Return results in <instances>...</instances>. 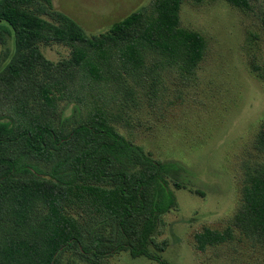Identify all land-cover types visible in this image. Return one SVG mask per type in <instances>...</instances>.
I'll return each instance as SVG.
<instances>
[{
	"label": "trees",
	"instance_id": "trees-1",
	"mask_svg": "<svg viewBox=\"0 0 264 264\" xmlns=\"http://www.w3.org/2000/svg\"><path fill=\"white\" fill-rule=\"evenodd\" d=\"M185 1L202 0H155L107 34L89 37L54 10L53 0H0V38L13 44L0 66V264H105L125 251L159 260L155 250L167 243L154 236L176 205L167 180L176 165L119 135L104 109L70 130L58 109L105 82L114 63L137 72L150 54L157 70L178 66L194 74L207 44L180 27ZM228 1L251 8L250 0ZM260 20L264 29V12ZM41 44H63L71 58L55 65ZM256 145L261 160L247 169L231 226L196 234L199 251L228 242L234 229L264 244V123ZM67 254L72 259L65 261Z\"/></svg>",
	"mask_w": 264,
	"mask_h": 264
},
{
	"label": "rangeland",
	"instance_id": "rangeland-1",
	"mask_svg": "<svg viewBox=\"0 0 264 264\" xmlns=\"http://www.w3.org/2000/svg\"><path fill=\"white\" fill-rule=\"evenodd\" d=\"M154 1L53 0V6L89 37H100ZM250 6L237 8L228 0L182 4L180 27L199 33L207 44L194 74L178 66L157 70L149 54L140 71L127 73L114 63L105 82L79 94L81 101L60 102L64 129L104 109L119 135L153 159L176 165L174 176L167 178L176 205L162 216L154 236L159 244L167 243L163 252L155 250L159 260L133 258L125 251L105 264H264V244L239 230L205 252L195 241L206 228L231 226L247 169L261 160L256 142L264 123V0H250ZM40 50L55 65L71 58V48L63 44H41ZM12 51V41L0 38V66Z\"/></svg>",
	"mask_w": 264,
	"mask_h": 264
}]
</instances>
